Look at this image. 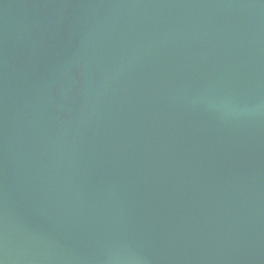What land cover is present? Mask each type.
<instances>
[{
    "label": "water",
    "instance_id": "1",
    "mask_svg": "<svg viewBox=\"0 0 264 264\" xmlns=\"http://www.w3.org/2000/svg\"><path fill=\"white\" fill-rule=\"evenodd\" d=\"M0 264H264V0H0Z\"/></svg>",
    "mask_w": 264,
    "mask_h": 264
}]
</instances>
